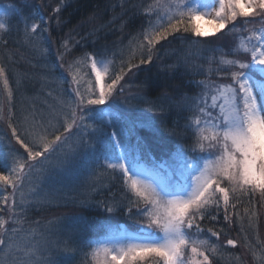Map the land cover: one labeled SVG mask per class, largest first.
<instances>
[{
	"label": "snow or ice",
	"instance_id": "1",
	"mask_svg": "<svg viewBox=\"0 0 264 264\" xmlns=\"http://www.w3.org/2000/svg\"><path fill=\"white\" fill-rule=\"evenodd\" d=\"M69 7L0 6V264H58L65 253L71 264L85 247L86 264H264V0H110L107 23L60 40L70 81L42 73L53 103L40 105L21 91L34 74L17 65L46 59L51 25L62 28ZM137 20L126 45L96 47L105 28L123 33ZM89 40L92 50L75 56ZM193 48L203 63L182 54ZM153 68L120 102L128 79ZM132 100L144 105L139 116ZM61 203L107 215L78 217L67 239H53L52 221L32 213Z\"/></svg>",
	"mask_w": 264,
	"mask_h": 264
},
{
	"label": "trees",
	"instance_id": "2",
	"mask_svg": "<svg viewBox=\"0 0 264 264\" xmlns=\"http://www.w3.org/2000/svg\"><path fill=\"white\" fill-rule=\"evenodd\" d=\"M40 0H26L25 3H23V0H0V3H12L16 4L17 6L24 9L25 14H28L31 11H34L35 8L38 6ZM114 2V0H113ZM46 4H50L52 7H55V5L58 3V0H45ZM71 7L67 8L63 12V20L65 21L64 26L62 28H57L55 25V22L53 21L51 27L53 28L52 37L49 41V43L46 45L47 47V53H46V59L37 58L36 60H33V63H37L36 68H32L28 64H26L24 61H20L17 65V68L20 71H27L31 74H34V79L30 80L26 87L24 89H21V91L24 93L25 96L28 98L37 97V103L42 105L44 100H48L49 103H53V100L51 97L47 96V91L41 89V83L43 81L41 80V74L48 71L49 69L54 68V72L52 75L54 77L60 78L61 81H70V77L67 75L65 70L60 67V61L57 59L58 57V49H59V42L60 40L69 33L73 28L76 29L77 32H79L81 35L87 33L88 31H91L94 26H100L107 21L111 19V17L114 15L111 11L107 10V5L110 3V0H70ZM119 11V9H117ZM97 14V19L92 20L89 22V18L93 16V14ZM45 17H47L50 14L49 12H43L42 13ZM119 23V22H117ZM10 26L13 28L12 37L17 38V19L13 18L10 21ZM140 21L137 20L133 24H130L129 27L124 29V32L121 33L119 31H112L107 28H105L103 31L100 32V36L103 37L101 40H99L96 44L97 48H100L103 45H107L109 48H115L120 47L122 45H126L128 43V39L130 37V34H135V32L139 29ZM21 32L19 38H22V23L19 25ZM121 37L123 39L121 40ZM77 39L79 37L77 36ZM213 44H219L220 41H216L215 38H209ZM55 42H52V41ZM91 40L88 41L87 45H82L79 50L74 51L75 56H79L81 52L83 51H91L92 48L90 47ZM173 48L175 47H183L177 44L172 45ZM22 52L25 53V55H30L29 50L22 48ZM183 55H188L189 59L191 60H198L199 62L203 63L204 61L201 60L196 52V49L193 48L190 53H182ZM66 59L71 60L72 57H66ZM47 64V68L42 67V65ZM156 69H152V73H148L147 71H138L136 72V76L128 79V84L125 85L124 93L122 96L119 97V101L123 102L126 99H130L133 94L136 92V85L139 83V81L143 80L148 75H155ZM202 77L197 75L194 77V79H201ZM127 79V78H126ZM62 88L66 91V93H71V86L68 83H63ZM55 87V86H54ZM60 91V88H56V92H54V95L57 94ZM20 93H17V108L20 107ZM133 105H136L133 109H131V114L133 117L139 116L142 112H144V105H139L137 101L132 100L131 101ZM122 107V103L120 104ZM145 115H150L149 113H145ZM183 123V121H181ZM6 131V126L3 124H0V139H3L2 133ZM82 179H86L85 177H82ZM107 182V181H106ZM115 184V190L117 191V195H119L118 192V182H112ZM87 195V190L85 188H78L76 193H73V195ZM95 199H102L105 196H107V189L104 190L103 195H96L93 194ZM260 212L262 215L260 216V219L258 221V235L261 239H264V209H260ZM107 214H102L99 212L98 209L93 208H87L82 209L77 206H73L72 204L65 205L64 203H61L59 205L53 204L49 208H47L44 211H34L32 213V219H39L41 220V224L46 225L47 221L51 220L52 224L48 226V229L51 231V233H54L53 239L63 235L65 239H67L68 234H72L75 229L79 227V225L76 223V219L78 217H83L85 220H88L90 222L99 223L104 219V217ZM114 221H119L122 223H129L131 224V221H128L126 217L123 215H117L112 218ZM98 235H100L97 231H90L88 233V238H96ZM230 236L235 237L236 232L232 231L229 233ZM254 238V237H253ZM213 241H215V238H212ZM224 238H221V242H223ZM229 251H241L240 249H231L230 246L228 247ZM90 252V249L87 247L83 248L82 251H80L78 254H76L72 260L71 264H86L85 260V253ZM67 254H61V255H55V259L57 260L58 264H64L65 257ZM248 264H252L251 257L248 258ZM88 261L90 262V257L88 258ZM222 264H228V261L225 260L222 262Z\"/></svg>",
	"mask_w": 264,
	"mask_h": 264
},
{
	"label": "rangeland",
	"instance_id": "3",
	"mask_svg": "<svg viewBox=\"0 0 264 264\" xmlns=\"http://www.w3.org/2000/svg\"><path fill=\"white\" fill-rule=\"evenodd\" d=\"M26 0H23V3H25ZM6 3H0V6L4 5ZM129 224V223H128ZM131 224H132V221H131Z\"/></svg>",
	"mask_w": 264,
	"mask_h": 264
}]
</instances>
